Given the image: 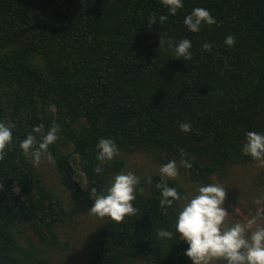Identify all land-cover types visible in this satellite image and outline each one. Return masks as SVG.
I'll list each match as a JSON object with an SVG mask.
<instances>
[{
  "label": "trees",
  "instance_id": "16d2710c",
  "mask_svg": "<svg viewBox=\"0 0 264 264\" xmlns=\"http://www.w3.org/2000/svg\"><path fill=\"white\" fill-rule=\"evenodd\" d=\"M182 2L173 16L160 0H0V122L16 125L0 161V264H52L19 227L52 233L66 213L19 147L35 126L47 133L59 125L48 151L68 183L71 167L60 150L68 147L84 182L74 193L88 209L91 188L104 192L129 152L175 160L207 183L225 179L233 165H254L242 149L248 131L264 135V0ZM196 7L217 23L190 31L183 21ZM152 14L157 23L149 27ZM160 15L168 16L163 24ZM228 35L236 39L232 47L224 43ZM161 36L173 44L191 40L192 58H174L167 44L159 48ZM185 122L188 133L179 127ZM102 137L113 139L119 154L97 175ZM149 177V194L140 191L144 182L137 186V214L103 224L88 264H128L141 253L149 264L182 260L188 244L175 231L177 201L161 208V177ZM168 186L184 192L174 180ZM161 229L172 239L158 237Z\"/></svg>",
  "mask_w": 264,
  "mask_h": 264
},
{
  "label": "clouds",
  "instance_id": "9594fccd",
  "mask_svg": "<svg viewBox=\"0 0 264 264\" xmlns=\"http://www.w3.org/2000/svg\"><path fill=\"white\" fill-rule=\"evenodd\" d=\"M160 2L173 16L184 6L182 0H160ZM167 19V15H160V24ZM156 23L157 17L152 14L149 17L148 26L151 27ZM183 23L190 31L199 32L202 24L213 25L217 21L209 10L196 7L184 18ZM224 43L232 47L236 39L233 35H228ZM166 44L172 49L174 58H183L185 61L192 58L191 40L185 38L173 44L171 39L166 40L161 36L159 48ZM202 50L210 52L212 45L204 43ZM15 127L12 121L0 122V161L5 159L6 149L12 145V130ZM179 127L185 133L191 131L190 123H181ZM58 132L59 125L55 122L47 133H44L42 126H35L32 132L19 143L23 155L36 166L41 163L42 158L54 163L48 149L59 139ZM33 133L40 135L41 139L37 140V135ZM246 137L242 152L250 155L259 166L264 167V135L248 131ZM96 148L98 149L96 159L101 163L94 168V171L100 175L103 173L102 165L113 160L119 154V148L113 139L103 137L99 139ZM180 152L181 156L185 155L183 149ZM180 165L189 169L192 167V164L185 159L180 161ZM178 175L179 170L175 160L159 168L161 181L156 186L161 189V208L171 207L174 201L181 199L177 189L168 186V181L175 179ZM151 180L152 178L148 177L147 182L151 183ZM139 184L140 177L132 172H121L115 175L104 192L98 193L97 188H91L90 196L94 199L88 211L93 216L108 217L116 223H122L126 216H135L138 212L132 202L136 199ZM140 191L143 192V189L141 188ZM226 198L227 191L223 185L208 184L200 186L197 194L184 204L175 222V231L179 233L180 240L188 244L184 254L191 259L192 264H214L215 261H225L226 264H264V227L258 226L248 235V231L253 229L256 223L255 218L250 219L246 225L236 223L231 227H225V219L229 213L224 207ZM255 203L259 205L261 200L258 199ZM261 214H264V209L258 208L257 216ZM157 235L167 239L173 237L172 232L164 229L159 230Z\"/></svg>",
  "mask_w": 264,
  "mask_h": 264
},
{
  "label": "rangeland",
  "instance_id": "374dc122",
  "mask_svg": "<svg viewBox=\"0 0 264 264\" xmlns=\"http://www.w3.org/2000/svg\"><path fill=\"white\" fill-rule=\"evenodd\" d=\"M60 150L68 155L67 162L71 167L67 175L68 183L58 167L57 159L53 158V163L42 158L38 166L33 164V170L40 174L39 178L49 189L56 192L63 204L62 207L66 210L65 215L54 222L52 233L44 229L41 235L31 227H22L24 225L19 229L22 238L24 236L33 246L35 245V248L40 249L41 254L52 264H88L90 256L100 247L101 228L110 218L93 216L85 204L78 200L74 188H83L84 182L73 171L74 162L68 147L62 146ZM253 164L233 165L225 179L221 180L214 176L208 183L193 180L189 173L178 169L179 175L171 180L181 184L184 192L181 199L176 202V210L179 212L184 204L197 194L200 186L220 184L227 191L224 207L229 213L225 219V227H231L236 223L246 225L253 218L256 223L253 229L248 231V235L256 227H264V214L257 216V209H264V167L259 166L257 161ZM163 165L164 163L155 162L151 156L142 151L129 152L125 155L124 163L112 171L111 182L114 176L121 172H132L140 177V182H144L142 189L149 194L151 183H148L147 179L152 174L159 176V168ZM258 199L261 200L259 205L255 203ZM141 254L130 260L128 264H149L148 256ZM181 258L182 260L177 259L174 264H192L191 259L184 253ZM214 264H218V261Z\"/></svg>",
  "mask_w": 264,
  "mask_h": 264
}]
</instances>
